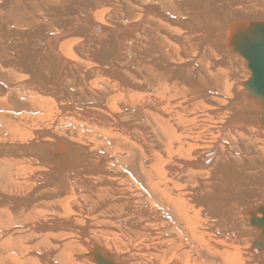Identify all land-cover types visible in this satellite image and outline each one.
Here are the masks:
<instances>
[{"label": "bare ground", "instance_id": "1", "mask_svg": "<svg viewBox=\"0 0 264 264\" xmlns=\"http://www.w3.org/2000/svg\"><path fill=\"white\" fill-rule=\"evenodd\" d=\"M253 22L264 0H0V264H264Z\"/></svg>", "mask_w": 264, "mask_h": 264}, {"label": "water", "instance_id": "2", "mask_svg": "<svg viewBox=\"0 0 264 264\" xmlns=\"http://www.w3.org/2000/svg\"><path fill=\"white\" fill-rule=\"evenodd\" d=\"M238 45L243 55L249 59L252 78L249 81V89L258 94L264 101V22L249 23L248 28H244L241 33L236 32ZM264 233V212L262 219L258 222ZM264 236V234H263ZM111 264L110 259L105 261Z\"/></svg>", "mask_w": 264, "mask_h": 264}]
</instances>
